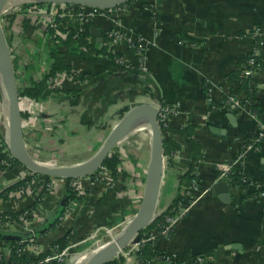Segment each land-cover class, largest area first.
Segmentation results:
<instances>
[{
	"label": "crops",
	"instance_id": "obj_1",
	"mask_svg": "<svg viewBox=\"0 0 264 264\" xmlns=\"http://www.w3.org/2000/svg\"><path fill=\"white\" fill-rule=\"evenodd\" d=\"M15 1L9 0L5 7ZM24 1L28 0H19ZM152 5L149 8L136 0L115 8L111 16L95 17L90 27H97L104 41L99 42L92 34L85 45L86 54H70L61 40L50 42L46 35H33L35 30L28 27L29 19L24 16H7L3 27L15 68L19 72L23 64L27 71L23 75L29 82L41 80L45 75L41 74L43 57H48L49 68L52 50L64 52L69 71L79 76L53 89L47 97L33 99L47 102L42 125L54 126L50 134L70 143L78 137L77 147L101 146L106 132L109 134L126 111L138 103L175 104L176 111L164 134L181 149L174 152L177 155L173 154L172 164H164L157 213L169 209L182 174L192 164L196 186L193 184L182 200L174 231L169 236L157 234L152 248L166 252L177 263H189L195 255L206 253V264H264V139L253 148L245 147L264 126V0H155ZM114 29L134 37L135 43L109 45L107 34ZM20 35L25 37L23 42ZM139 47L146 69L140 66ZM104 48L120 57L105 54ZM255 50L262 63L250 77L257 89L260 111L227 107L226 97L232 92L227 75L245 69ZM237 94L246 96L244 92ZM21 106L26 147L37 160L49 163L41 153L48 152L47 148H34L36 152L29 143L33 135L29 125L37 121L32 118L28 101ZM212 126L222 132H213ZM0 128L2 145L9 147L6 129ZM137 131L136 127L116 145L123 154L122 175L113 177L106 174L110 171L101 169L90 178H82L84 196L68 203L67 186L48 189L31 217V229L23 225L5 229L0 225V231L17 236L33 233L42 253L70 232L75 251L82 245L81 249H87L89 237L96 231L132 218L141 202L151 154V135L146 140L136 135ZM194 141L199 145L197 150ZM5 158L0 150V214L30 210L46 180L37 175L27 187L1 195L31 174L22 164H5ZM227 170L240 179L235 182L230 175V180L225 179ZM221 180L230 184L229 202L215 193L214 185ZM64 205V218L50 228ZM6 242L0 238V247ZM122 256L125 264H137L139 258L133 252ZM151 264L173 263L155 258Z\"/></svg>",
	"mask_w": 264,
	"mask_h": 264
},
{
	"label": "water",
	"instance_id": "obj_2",
	"mask_svg": "<svg viewBox=\"0 0 264 264\" xmlns=\"http://www.w3.org/2000/svg\"><path fill=\"white\" fill-rule=\"evenodd\" d=\"M39 2L74 4L98 9H114L124 5L129 0H36ZM9 0H0V80L7 106V133L9 149L12 156L32 173L42 176L77 179L94 174L102 168L105 160L111 156L114 148L139 124L147 123L151 132V154L144 190L139 208L124 230L116 237L95 248L90 259L79 264H106L119 256L120 252L131 242H139L141 234L156 219L157 204L162 185L165 164V134L159 120L160 109L157 104L142 102L126 111L107 135L98 152L89 159L73 164L55 165L37 160L26 147L23 133V114L20 106V91L17 73L13 61L11 46L3 27V11ZM92 34L103 43L101 31L90 27ZM3 82V83H2ZM229 117L234 114L229 110ZM212 131L221 133V129L212 126ZM230 184L226 180L218 181L214 185L215 193L226 202L231 200ZM18 236L13 233L0 231V238L13 240ZM91 252V253H92ZM90 253V254H91Z\"/></svg>",
	"mask_w": 264,
	"mask_h": 264
},
{
	"label": "built area",
	"instance_id": "obj_3",
	"mask_svg": "<svg viewBox=\"0 0 264 264\" xmlns=\"http://www.w3.org/2000/svg\"><path fill=\"white\" fill-rule=\"evenodd\" d=\"M155 0H152V2ZM25 5H21V7L18 9V11H14L11 9L12 6H7L4 8L3 11V19H5V17L7 16H12L14 14H18L19 16H24L26 18L29 19V23H28V27H32L34 28V33L32 32L33 35H38V36H43L46 35L48 38H56L57 36H61L63 38H65L68 34H70L71 32H75V34L79 35V37H81V31L82 30H86L90 28V24L92 23V21L95 19V17L97 16H111L112 12L114 11V9H98V8H90V7H85V6H77L74 4H64V3H51V2H39V1H30L28 0V2H25ZM73 17H79L80 20L83 23V27H81L80 29H75L73 28L72 24H70L67 19H72ZM62 29H65V32H62ZM24 36L20 35L19 39L20 41L23 42L24 40ZM107 38H108V44L109 45H113L117 42H126V43H130V45H133L135 43L134 37H130L129 35H126L125 33H122L120 31H117V29H114L112 31H110L107 34ZM22 50H24V48H21ZM20 50V48H19ZM138 52L140 54V66L142 69H146V65L145 62L142 60L141 57V50L140 47L138 49ZM257 50H255L252 54L251 57L248 59V62L245 66V73L248 76H253L254 74V70L256 69V67L258 66V59H257ZM48 64L49 61H46L45 66L42 67V73L41 74H45L48 70ZM25 66H23V64L21 65V69L18 72L16 70L17 73V81H18V88L19 91L21 89H23L25 86L29 85V81L26 77H24L23 72L26 73V68H24ZM75 73V71H66V72H61V73H57L53 76H51L48 80H47V85L48 88L50 89H59L61 88L64 83L67 80H73L74 76L73 74ZM44 77V76H43ZM37 78V76H36ZM77 83H80L79 81ZM0 87H1V80H0ZM28 101L29 104V108H30V112L32 113L33 117L35 118L34 121L37 122H31L29 127L31 131H36L37 127H42V129H44V133H45V128L47 126H43L42 125V121L44 122L45 118H44V114L47 111V107L45 106L46 103H42L45 101H37L36 99H31V98H23L20 97V106L22 105V102H26ZM39 102V103H37ZM253 103V101L248 97V96H243L240 97L238 94L229 92L227 94V100H226V105L227 107L229 106L232 109H240L242 107L245 108H250V105ZM157 106L160 109L159 112V120L161 125L165 127L164 131H167V129H169L170 126V119L172 114L176 111V105L173 104H167V103H162L159 102L157 103ZM22 107V106H21ZM4 111H5V106H4ZM50 120V119H48ZM52 121H54L53 119H51ZM1 122V121H0ZM24 123V121H23ZM55 125V122H52ZM6 131H7V119H6V124H4ZM24 126V124H23ZM54 126H51L49 129H46V132L51 133L52 132V128ZM24 130V128H23ZM8 136V133H7ZM6 136V137H7ZM3 136L1 134V128H0V150L2 155H6L7 158L3 159V162L7 165H12L14 164V160H16L11 152L9 147L2 145L3 144V140H2ZM264 139V126L261 127V129L258 131V133L256 134V136L251 137L250 138V142L245 144L246 150L249 148H253L256 146V144L258 142H261ZM245 150V151H246ZM177 155L176 153L174 154V156ZM165 160V165L168 161V156L165 155L164 157ZM102 169V168H101ZM100 169V170H101ZM119 169H121V167H119ZM228 169V168H227ZM103 171L108 172L109 170L107 169H102ZM230 170V167H229ZM31 174L21 178V179H25L29 176H33V178L37 175H35V173L30 172ZM106 174H110L106 173ZM91 175L89 176H85L86 178H90ZM32 178V179H33ZM81 178H77V179H73L72 181H68L67 178H62V177H51L50 181H45V186H47V189L49 190H54L56 188H58L60 185H64L67 187H72L74 190L78 191L79 193H83L84 192V188H83V184L81 182ZM229 173L228 170L225 173V179L230 180L229 179ZM196 185L194 184V187ZM25 188V187H24ZM189 193V192H188ZM187 193V194H188ZM187 197V196H185ZM182 204L183 201H181L179 203V205L177 206H173L171 209V214L167 215L165 222L163 223V225L158 226V229L156 230V232L153 231H147V232H143L141 234V239L139 242H131L127 247H125L120 254L125 255V256H129L131 252H133V254H136L138 258V261H136L137 264H141V258H140V254H141V248H142V244L146 241H152L155 239V237L157 236V234H161L164 236H169L173 231L174 228L178 222V219L180 217V210L182 209ZM38 210V207H36L35 209L30 210H26L22 213H20L18 216V218H14L11 217L9 214H1L0 215V225L2 227H5V229L10 228L12 226H16V225H23L28 229L30 228V223H31V217L34 216L35 211ZM160 215V214H159ZM158 215V216H159ZM64 216H61L60 219H63ZM132 218H129L128 220H125L124 224L119 223L118 225L121 224L122 229L120 232H114V235L112 237V235L109 234V231H114L115 226H112L111 228H106L108 229V234L110 235L111 239H115L116 237H118V235H120V233L124 230V228L126 227V225L129 223V221ZM110 239V240H111ZM109 240H104L102 244L106 243ZM22 242L24 243L23 251L24 253H27L28 255H30L32 258H37L38 255H40L43 251V248L41 246V243L39 242L38 238L35 237H31V238H27L25 240H22ZM98 245V244H97ZM98 247V246H97ZM96 247V248H97ZM72 246L71 243L63 248V249H59V247L57 245L53 246V248L51 250V254H48L44 259H42L41 261H31V262H27V263H19V264H52L54 262H57L58 264H66L67 263V259L68 257L71 255V253L75 252L74 255L72 256L71 259V264H79L77 263V261L79 260H75V257L78 256L79 254L83 253L80 252L79 250H75L72 251ZM127 248H129L128 250H126ZM95 249V247H94ZM90 250L91 252L94 250ZM90 251H84V252H88L86 254V257L82 260H86L87 257L90 255ZM11 243L10 242H6V244H4L3 246L0 247V258L3 256H9L11 254ZM119 254V255H120ZM209 258V254L206 253H200L198 255H195L194 257H192V263L193 264H205L207 262ZM159 260H163L166 262H170L173 264H189V263H177L174 261V258L171 257L170 255L167 254L166 258H158ZM81 261V262H82ZM80 262V263H81Z\"/></svg>",
	"mask_w": 264,
	"mask_h": 264
},
{
	"label": "trees",
	"instance_id": "obj_4",
	"mask_svg": "<svg viewBox=\"0 0 264 264\" xmlns=\"http://www.w3.org/2000/svg\"><path fill=\"white\" fill-rule=\"evenodd\" d=\"M134 1L136 0H129L127 3H125V5H129ZM139 1L143 2V4L146 7H149V8L153 7L152 5L153 2H151L150 0H139ZM67 21L70 24H74L73 26L76 27L75 29H80L81 27H83V23L79 17H73L72 19H67ZM62 32H65V29H62ZM91 35L92 33L89 28V29L81 31V37L75 34V32H71L65 38H63L62 35L57 36L56 38H51L50 42H54L55 40L57 41L61 40L64 44V48L68 49V52L70 54H86L85 45L87 43L88 38ZM103 50L106 52L107 48H104ZM105 54L110 55L111 57L113 56L115 58L120 57V55L116 53L112 54L110 52H106ZM51 57H53V62L48 68L47 72L45 73L43 79L41 80L31 79V81L29 82V85L25 86L23 89L20 90V93H19L20 96L25 95L28 97L40 98V99L47 97L53 91V89L51 90L50 88L47 87V84H46L47 80L51 76L57 73L69 71V69L71 68L70 65L66 63V57L63 51H58L56 49H53L51 53ZM260 57L261 56H259L258 65L262 63ZM73 76L75 79L76 77L79 76V74H73ZM227 81L232 83V87L230 88L232 93H235V94L241 93V92L246 93V96H248L253 101V103L250 105L252 111L254 112L260 111V108H259L260 105L257 103L258 101L257 100V89L255 86V83L253 79L245 73L244 69L234 70L230 72L227 75ZM1 97H2V89L0 87V98ZM226 100H227V97H226ZM162 128L163 130L165 129L164 125L162 126ZM1 134L3 135V131H1ZM193 143H194V147L196 148V150L199 149L198 143L195 141ZM180 149H181V145L179 143L173 141L170 137L165 139L164 150H165V155L168 156V161L170 164H172L174 152ZM13 162L14 164H21L17 160H14ZM121 164H122L121 155L117 153L116 151H113L111 156H109L105 160L102 166V169L109 170L113 177L120 176L122 175V172L119 170V167L121 166ZM193 168L194 166L192 164L191 168L187 170L184 174H182L181 182L179 184L177 194L174 197L169 209L161 213L159 216H157L156 219L144 230V232H147L154 227L163 225L167 215L171 214L172 207L179 205V203L185 198L186 192L189 191L190 187L194 184V180L196 178ZM35 175H39V174H35ZM229 175L231 179H233V181L235 182L238 179H240V176L234 172L229 173ZM43 177L47 182L50 181V178H51L50 176H43ZM32 178L33 176H29L25 179H21L20 181H17L11 184L3 193H1V195L4 193H8L14 189H20L22 187H27L30 181L32 180ZM72 180L73 179H68V181H72ZM47 190H48L47 186H44L37 200L28 207L30 210L37 207L40 200H42L45 193H47ZM67 192H68L67 194L69 195L67 203L75 198H82L84 196L83 193H79L78 191L74 190L70 186L68 187ZM64 210H65V205L61 209L58 216L54 218L53 221L51 222L50 228L56 227L60 223V216L63 214ZM7 214H9L11 217L18 218L19 217L18 215L20 214V212H8ZM36 234L38 233L36 232ZM19 235L20 236H18L17 238H14L13 240H8V242L11 243L12 252L9 256L1 257L0 264H19V263H27L31 261H35V262L41 261L48 254L52 253L50 248L52 249L53 246L57 245L59 249H63L67 247L71 242L70 232L66 233L62 237L56 239L52 243V245H50L49 250L38 255L37 258H32L27 253H24L23 248H22L24 246V243L22 242V240L35 237V235H33V233H30L27 235L26 234H19ZM166 256H167L166 252L162 250H154L152 248V241H146L142 244L141 254H140L141 264H151V261L153 259L166 258ZM52 264H58V263L54 262ZM106 264H125V258L122 255H120L116 257L113 261L108 262ZM189 264H193L192 260L189 262Z\"/></svg>",
	"mask_w": 264,
	"mask_h": 264
},
{
	"label": "rangeland",
	"instance_id": "obj_5",
	"mask_svg": "<svg viewBox=\"0 0 264 264\" xmlns=\"http://www.w3.org/2000/svg\"><path fill=\"white\" fill-rule=\"evenodd\" d=\"M30 1H34V0H29ZM25 2H28V1H24V2H16L12 7L11 9L14 10V11H18V9L21 7V5H25L26 3ZM46 56V55H44ZM44 61H43V65L42 66H45V63H46V60L48 61V57H43ZM3 83V82H2ZM5 96L3 94V91H2V97L0 98V126L4 127V124H6V111H4V106H5ZM39 103V102H37ZM43 104L47 102H42ZM31 105V104H29ZM5 112V113H4ZM52 121L51 119L48 121L49 124H51ZM51 127V125L48 127L45 128V133L43 132L44 129H42V127H37L36 131H32L33 132V135H31V140L29 141L31 147L33 148V150L35 149H38V148H47L46 151L48 152H41L44 156L43 159L46 161V162H49V164H55V165H62V164H71V163H77V162H80V161H84L86 159H89L91 158L92 156H94L98 150L100 149V145L97 146H90V144H87V145H81L79 147H77L76 145H78L77 143V140L78 137H74V139H77L76 141H72L71 140V143L68 142V141H61V140H56L55 136L51 135L49 132H46L47 130L46 129H49ZM6 129V128H5ZM7 134V131L6 133ZM108 134V131L106 132V135ZM106 135H104V139L106 138ZM136 135H139L141 138L144 137L146 138V140L149 139V136L150 133H149V130L144 128L142 130H139L137 131V134ZM55 140H53V139ZM76 147V148H75ZM35 148V149H34ZM51 150V151H50ZM37 152V150H35ZM114 151H116L117 153H119L121 155V158L123 157V154H122V151L119 149H117V146H115L114 148ZM127 151V150H126ZM126 154V152H124ZM51 154L53 157H51ZM129 154H131V152H129ZM131 159V158H130ZM101 169V168H100ZM99 169V170H100ZM99 170H97L94 174H96ZM94 174H92L91 176H93ZM132 174V173H131ZM128 220V219H127ZM125 221L121 222V224H124ZM120 225H116L115 227V230L111 231V232H120L122 227ZM108 228H111L112 226H107ZM107 227H104L103 229H101L100 231H96L97 233H95L94 235H91L89 237V241L87 242L88 245H90L87 249H81V247L85 246V245H82L78 250L80 252H84V251H90L92 249H94V247L96 248L97 247V244L98 243V240L99 239H102L103 241L105 240H110L111 237L110 235L108 234V229H106ZM103 243V242H102ZM102 243L100 245H102ZM87 246V245H86ZM75 252L71 253V255L68 257L67 259V263L66 264H71V259H72V256L74 255ZM81 255V254H79ZM78 255V256H79ZM76 258V257H75Z\"/></svg>",
	"mask_w": 264,
	"mask_h": 264
},
{
	"label": "bare ground",
	"instance_id": "obj_6",
	"mask_svg": "<svg viewBox=\"0 0 264 264\" xmlns=\"http://www.w3.org/2000/svg\"><path fill=\"white\" fill-rule=\"evenodd\" d=\"M19 0H17V2H18ZM11 2V1H10ZM14 2V1H13ZM16 2V1H15ZM11 4V3H10ZM9 4V5H10ZM6 104V103H5ZM5 111H6V113H7V106H6V108H5ZM5 113V112H4ZM139 126V125H138ZM137 126V129H139V130H141V129H144V128H146V129H148L149 130V132H150V129H149V127H148V125H147V123L146 124H143V125H141V126H139L138 127ZM151 133V132H150ZM151 135V134H150ZM109 234L110 235H112V237H113V235H114V233L113 232H111V231H109ZM101 241V240H100ZM103 241H101V242H99V244L97 245L98 247L99 246H101L100 244L102 243ZM91 252V251H90ZM94 252V251H93ZM91 253L88 257H87V259L86 260H88V259H90V257L94 254V253ZM88 252H83V253H81V255H79V256H77L76 258H75V260H78L77 261V263H80L85 257H86V254H87Z\"/></svg>",
	"mask_w": 264,
	"mask_h": 264
}]
</instances>
